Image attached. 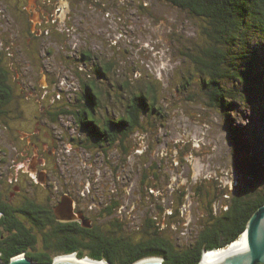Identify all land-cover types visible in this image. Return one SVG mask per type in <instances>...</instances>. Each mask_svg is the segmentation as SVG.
<instances>
[{
    "label": "rangeland",
    "instance_id": "374dc122",
    "mask_svg": "<svg viewBox=\"0 0 264 264\" xmlns=\"http://www.w3.org/2000/svg\"><path fill=\"white\" fill-rule=\"evenodd\" d=\"M204 25L160 0H0V67L13 101L3 110L18 104L30 116L42 106L67 107L84 101L85 83L96 117L107 112L113 122L134 96L146 100L137 124L109 148L59 143V163L79 197L112 200V217L123 220L134 242L151 224L150 232L186 248L234 197L264 194V173L254 170L264 164V118L251 97L247 106L236 102L227 117L209 106L201 89L205 75L194 62L206 46ZM84 52L89 59L81 62ZM109 102L114 108L105 110ZM72 122L59 117L55 135L76 136ZM228 127L242 131L239 139ZM8 134L0 122V170L13 175L20 149ZM254 153L262 162L245 159Z\"/></svg>",
    "mask_w": 264,
    "mask_h": 264
},
{
    "label": "flooded vegetation",
    "instance_id": "af4514ba",
    "mask_svg": "<svg viewBox=\"0 0 264 264\" xmlns=\"http://www.w3.org/2000/svg\"><path fill=\"white\" fill-rule=\"evenodd\" d=\"M85 59L82 57L80 61ZM102 69L95 68L94 73L102 76ZM109 103L104 105L105 110L114 108L115 103ZM9 105H13L12 100L3 109ZM92 105L94 107L96 101ZM88 106L87 102L76 99L65 107L78 111L72 122L76 136L72 137L55 135L58 113L64 106H42L30 116L18 104L8 111L2 110L0 122L9 131L8 141L20 151L12 161L13 175H5L0 170V264H9L21 257L32 264L76 263L83 260L92 247L111 256L129 252L127 259L135 252L145 257L160 256L163 263L167 261L162 249L163 237L156 230L150 232L151 224L144 226L143 238L134 242L123 220L112 217L111 210L116 205L112 200L98 201L95 196L81 199L79 188L65 176L59 163L60 142L92 144L93 132L98 134L99 140H107L100 144L95 140L93 144L109 148L119 134L126 135L124 132L133 122L131 103L124 108L126 115L116 122L107 112L99 117L94 112L95 117L90 118L89 123L82 118V115L92 117ZM17 133L24 138H19ZM0 163L4 162L0 160ZM11 184H14L12 190ZM70 256L74 259L67 260Z\"/></svg>",
    "mask_w": 264,
    "mask_h": 264
},
{
    "label": "trees",
    "instance_id": "16d2710c",
    "mask_svg": "<svg viewBox=\"0 0 264 264\" xmlns=\"http://www.w3.org/2000/svg\"><path fill=\"white\" fill-rule=\"evenodd\" d=\"M160 1L187 12L205 23L202 33L206 46L201 49L202 57H195L194 62L197 70L205 75L201 78V89L209 96V106L223 111V115L227 117V111L236 102L247 106L249 103L246 101L250 102L249 97H251L253 98L251 103L258 105L260 120L261 117L264 118V0ZM86 53H82L81 57L89 59L84 56ZM105 68L108 71L111 65H105L103 69ZM6 75L0 67V115L4 105L12 98ZM225 84L227 89L224 87ZM118 89L122 87L118 86ZM152 91L150 89L148 92ZM81 94L92 112V117L82 115V118L89 122L90 118L95 117L96 105L93 107L92 104L96 99L86 83L83 84ZM139 96L133 98L135 102H133L131 127L139 120L138 112L143 113L148 108L146 100L143 96ZM152 100L155 101V97ZM152 110H154L153 106H150V111ZM62 115L76 118L78 111L66 110L63 107L58 113L59 117ZM130 126L126 132L130 131ZM228 130L236 140L241 136L242 131L237 127H228ZM91 136L99 143L107 142L105 139L99 140L98 134L93 132ZM95 140H92V143ZM242 145L246 147V144ZM245 159L251 163L263 160L257 153ZM254 170L256 176L264 173V164L261 167L255 165ZM263 204V193L234 197L225 212L218 217L213 215L209 217L208 223L202 227L194 240L188 242L186 248L176 249V244L163 238L162 249L164 257L168 258L164 264H200L204 253L225 248L238 240L245 231L250 216ZM134 253L131 252L132 257L127 259L129 252L120 256H111L108 252L96 251V248L92 247L84 256L96 261L105 260L110 264H134L145 257L143 254Z\"/></svg>",
    "mask_w": 264,
    "mask_h": 264
},
{
    "label": "water",
    "instance_id": "95a60500",
    "mask_svg": "<svg viewBox=\"0 0 264 264\" xmlns=\"http://www.w3.org/2000/svg\"><path fill=\"white\" fill-rule=\"evenodd\" d=\"M242 235H246L247 238V251L235 250L226 254L222 258L205 260L202 261L200 264H264V204L259 206L250 216L246 224L245 231L241 234V236ZM231 245L232 243L225 248H228ZM89 260L93 262H104L106 264H110L109 262L103 260L100 261H96L92 259ZM141 260H145V259H141ZM152 260H156V261L144 262L141 264H164L162 258L160 259L157 258ZM79 263L80 262H76V263L62 262L57 264H79ZM9 264H32V263L29 259L21 257L10 261Z\"/></svg>",
    "mask_w": 264,
    "mask_h": 264
},
{
    "label": "bare ground",
    "instance_id": "6f19581e",
    "mask_svg": "<svg viewBox=\"0 0 264 264\" xmlns=\"http://www.w3.org/2000/svg\"><path fill=\"white\" fill-rule=\"evenodd\" d=\"M43 81V80H42ZM235 250H246L247 251V238L246 235H242L241 238H239V240H237L236 242H233L231 246H229L228 248H225L223 250H215V251H209L203 254L202 259L200 261V263L202 261L205 260H213V259H219L222 258L223 256H225L226 254L235 251ZM74 259L73 256H70L67 258V260H72ZM156 260H143L141 262H138L137 264H141L144 262H155ZM79 264H106L104 262H93L89 259H83L80 260Z\"/></svg>",
    "mask_w": 264,
    "mask_h": 264
}]
</instances>
